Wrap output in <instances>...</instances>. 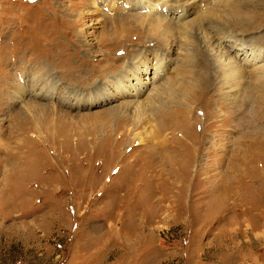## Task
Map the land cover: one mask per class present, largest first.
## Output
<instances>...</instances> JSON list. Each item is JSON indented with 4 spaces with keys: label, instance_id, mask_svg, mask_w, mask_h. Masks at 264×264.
I'll return each mask as SVG.
<instances>
[{
    "label": "rangeland",
    "instance_id": "rangeland-1",
    "mask_svg": "<svg viewBox=\"0 0 264 264\" xmlns=\"http://www.w3.org/2000/svg\"><path fill=\"white\" fill-rule=\"evenodd\" d=\"M249 2L254 24L195 30L210 76L178 70L140 4L0 0V264H264V86L251 100L220 77L236 61L246 85L264 66L239 45L264 43V0ZM154 54L146 91L119 94ZM157 66L168 74L150 84Z\"/></svg>",
    "mask_w": 264,
    "mask_h": 264
},
{
    "label": "bare ground",
    "instance_id": "bare-ground-1",
    "mask_svg": "<svg viewBox=\"0 0 264 264\" xmlns=\"http://www.w3.org/2000/svg\"><path fill=\"white\" fill-rule=\"evenodd\" d=\"M126 1H127L126 5H130L131 2L134 4L132 10L138 9L136 5H139V4L146 9H149V8L153 9V10H150L149 13L146 14V16L149 17L148 20H149V23H151L150 25H152L156 28H158V27L162 28V26L165 28V29L160 30L157 33V35L155 37L156 42L159 43V45L164 47L165 49L168 48L170 42H172V43L175 42V43H177L176 46L178 45V47L181 49V52H182L181 54L183 55L184 58L181 62L182 66H178V70L183 71L184 67H190L192 71H195V69H193L192 67L195 66V68H196L197 64H201V66H202V68H204V70L205 69L208 70L210 76L215 75L214 72L212 70H210L212 68V64H211L212 62L210 63V61L208 59L207 51L204 50L199 43L195 42V36H194L195 30L196 29L206 30V29H208L207 24H209L210 26L215 28L213 37H216V35H217V38L219 40L220 39L222 40L225 36V33L222 32L221 27H223V28H226V26L230 27L231 24L235 25V27H237L239 25L240 26H242V25L243 26L244 25L250 26L253 23L254 18L256 17V15H253L254 13L249 14V12H248L247 5H249V3H250L249 0H202V1L201 0H193V3L192 4L190 3V6L186 7L188 12L182 7L184 5L181 6V4H179V3H173V4L178 5V6L172 7L170 5V3L166 2V5L164 6V8L159 10L156 8H160L164 4V1H162L161 3L155 2L154 0H126ZM200 1H201L200 6L205 5V8L200 15H202L203 13H205L207 11L206 15L200 16L201 18L199 17L197 19L189 20V22L186 21L185 18H187V13H188V15H190V13H196L197 12L196 5H194V4H196V2H200ZM223 1H227V2H229V4L226 5L225 7H223L222 10L216 9L218 6L221 5V3ZM229 7H231V9H228ZM174 8H182V10L184 11L183 15L181 16L182 23H176L175 26L173 24H170L173 17H174V19H177L179 17V13L175 12L176 9H174ZM252 10H254V8H252ZM221 12H224L225 14L222 15ZM229 12H231L232 14H235V15L232 16L229 14ZM184 14H186V16H184ZM159 18H161V19H159ZM136 21L140 22L142 24L146 23V17H143L142 15L136 13ZM182 24L184 25V29L182 31H180V34L179 33L177 34L171 30L173 28H178V26H180V28H178V29H181ZM218 25H220L221 27ZM244 31H245V29H244ZM218 32H220L219 35L222 34L219 37H218ZM205 38H209V37L206 36V37H204V39ZM259 40H260V37H259ZM262 40H264V39H262ZM241 41L242 42L239 43L240 49L251 51V56L253 57V62H251V65L256 63V62H254V60L257 61L259 59H264V43H263L264 41L263 42L261 41L263 44L260 43L259 45L257 43H255L258 46L254 45V44H250V46H249V44H247L244 40H241ZM209 42L210 41L208 39V43ZM149 54L151 55L152 52H150ZM216 57L218 58V56H216ZM161 58L162 57L159 58L158 55L154 54L153 59L151 57L149 59H148V57H145L138 62V65H136L135 69L133 70L134 76L139 82L138 86H135L132 83H128L126 79L115 80L114 82L118 83L117 90H118L119 94L131 93V95H135V97L142 95V93L146 91L145 90V89H147L146 87H148V81L143 80L144 78L142 77L141 73L143 71H147V73H148V68L151 67L150 64L152 63V60L155 59L158 62L159 60L161 61ZM235 62L232 61V62H228L226 64L221 63V71L223 72V75H220V77L225 79L226 83L230 86V88L243 89V93H245L247 96L251 97V100H253V98L255 96L254 93L255 92L259 93L260 91H262L261 87L264 86V66H261L260 67L261 69L259 71L252 72L250 75V80H248V82H247L248 84L245 85L244 84L245 81L242 80V77L244 75L246 76L247 71L245 70V68L239 67V65ZM142 67H144V69ZM165 67L166 66H164V67H161V66L158 67L157 66L154 69L155 70V72H154L155 76L152 77L151 83L149 82L150 84L154 83L158 79H159V82L161 81V79H164V77L168 74L167 69H165ZM171 80H174V79L169 78L167 84H164V85H169L168 83ZM191 80L192 79H190L189 81H191ZM198 82L199 81H196L194 83L195 86ZM242 82H244V83L242 84ZM165 91L168 92L169 89H166ZM134 93H137V94H134ZM174 94H175V91L173 90V95ZM235 95H236V93H234V96ZM152 99L158 100L157 90L155 91L154 94H152L150 101L145 102V103H142V102L138 103V107L142 106L143 117L148 115L149 111H153L156 108V104L151 103ZM158 136L161 139L160 142L168 141L171 139L170 137L164 135L163 132H159ZM149 139L155 140L156 138H154L153 136H149Z\"/></svg>",
    "mask_w": 264,
    "mask_h": 264
}]
</instances>
